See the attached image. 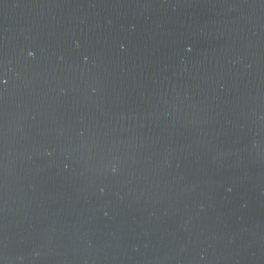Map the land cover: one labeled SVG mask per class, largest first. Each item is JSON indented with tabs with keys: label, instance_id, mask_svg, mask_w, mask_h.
I'll use <instances>...</instances> for the list:
<instances>
[{
	"label": "water",
	"instance_id": "obj_1",
	"mask_svg": "<svg viewBox=\"0 0 264 264\" xmlns=\"http://www.w3.org/2000/svg\"><path fill=\"white\" fill-rule=\"evenodd\" d=\"M0 264H264V0H0Z\"/></svg>",
	"mask_w": 264,
	"mask_h": 264
},
{
	"label": "clouds",
	"instance_id": "obj_2",
	"mask_svg": "<svg viewBox=\"0 0 264 264\" xmlns=\"http://www.w3.org/2000/svg\"><path fill=\"white\" fill-rule=\"evenodd\" d=\"M121 47H123V45ZM29 55H32V53H29ZM113 171H115V169H113ZM100 191L103 192V189H101Z\"/></svg>",
	"mask_w": 264,
	"mask_h": 264
}]
</instances>
